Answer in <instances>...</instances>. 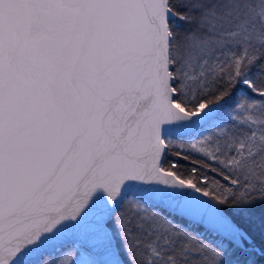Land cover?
<instances>
[{
	"label": "snow or ice",
	"instance_id": "snow-or-ice-1",
	"mask_svg": "<svg viewBox=\"0 0 264 264\" xmlns=\"http://www.w3.org/2000/svg\"><path fill=\"white\" fill-rule=\"evenodd\" d=\"M258 204L264 0H0V264H226Z\"/></svg>",
	"mask_w": 264,
	"mask_h": 264
},
{
	"label": "trees",
	"instance_id": "trees-1",
	"mask_svg": "<svg viewBox=\"0 0 264 264\" xmlns=\"http://www.w3.org/2000/svg\"><path fill=\"white\" fill-rule=\"evenodd\" d=\"M196 159H199V157H196ZM182 164L184 165L185 169L192 167V165L186 161H182ZM226 214L232 215L237 225L242 227L244 231L247 232V234L252 238L251 244L245 243V249L240 248V250H237L234 247H230L227 258L235 264H264V206L258 204L253 209L244 212L243 214H238L235 212H226ZM169 217L173 218L174 215L169 213ZM176 222L182 224V226L187 228L190 232L200 233L209 240H216V235H209L207 231L197 224H190L183 218L177 217ZM225 243H228V241L225 240ZM65 248L74 249L75 253L71 255L73 259H75L77 256L76 252L78 253V248L83 249L82 247L77 248V246H67Z\"/></svg>",
	"mask_w": 264,
	"mask_h": 264
},
{
	"label": "water",
	"instance_id": "water-1",
	"mask_svg": "<svg viewBox=\"0 0 264 264\" xmlns=\"http://www.w3.org/2000/svg\"><path fill=\"white\" fill-rule=\"evenodd\" d=\"M197 196H200L203 199H209V198H204L202 196V193H196ZM168 214H172L175 216V214L172 212L171 209H166L165 210ZM226 214V213H225ZM227 215V214H226ZM180 218V217H177ZM184 220H186L187 222H189L190 224H197L199 225L201 228H204V225L197 223L195 220H192L190 218H183ZM237 224V223H236ZM239 228L243 231L244 229L242 227L239 226ZM247 234V232H245ZM216 235V233H212V235ZM246 242L248 244H250L252 242V238L247 234L246 235ZM79 245L82 248H85L90 255H92L94 258L97 259V257L95 256L94 252L92 251L89 243L85 240V238L83 237H77L74 233L72 232H66L63 234V236H61L58 240L54 241L52 245L49 246L48 251L55 254L57 253L59 250H61L62 248L66 247V246H70V245ZM241 248H245L244 244L241 245Z\"/></svg>",
	"mask_w": 264,
	"mask_h": 264
},
{
	"label": "rangeland",
	"instance_id": "rangeland-1",
	"mask_svg": "<svg viewBox=\"0 0 264 264\" xmlns=\"http://www.w3.org/2000/svg\"><path fill=\"white\" fill-rule=\"evenodd\" d=\"M65 250H68L71 253V255L75 253L74 249L65 248ZM76 255H77L76 258L74 259L75 264H89V262L93 260L92 255H90L86 250H82L80 248H78V253L76 252ZM226 264H235V263L226 257Z\"/></svg>",
	"mask_w": 264,
	"mask_h": 264
},
{
	"label": "bare ground",
	"instance_id": "bare-ground-1",
	"mask_svg": "<svg viewBox=\"0 0 264 264\" xmlns=\"http://www.w3.org/2000/svg\"><path fill=\"white\" fill-rule=\"evenodd\" d=\"M199 226V225H198ZM204 229V228H203Z\"/></svg>",
	"mask_w": 264,
	"mask_h": 264
}]
</instances>
